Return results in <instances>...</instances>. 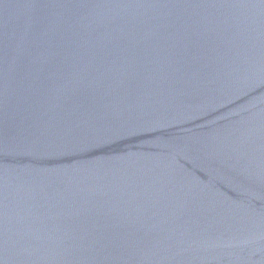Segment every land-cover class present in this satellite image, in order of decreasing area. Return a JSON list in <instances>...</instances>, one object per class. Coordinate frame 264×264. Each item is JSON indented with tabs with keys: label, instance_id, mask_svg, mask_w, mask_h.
Here are the masks:
<instances>
[{
	"label": "water",
	"instance_id": "95a60500",
	"mask_svg": "<svg viewBox=\"0 0 264 264\" xmlns=\"http://www.w3.org/2000/svg\"><path fill=\"white\" fill-rule=\"evenodd\" d=\"M0 264H264V0H0Z\"/></svg>",
	"mask_w": 264,
	"mask_h": 264
}]
</instances>
